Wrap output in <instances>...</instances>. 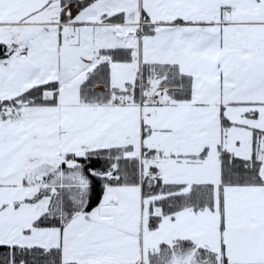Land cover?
Segmentation results:
<instances>
[{"label": "snow or ice", "instance_id": "snow-or-ice-1", "mask_svg": "<svg viewBox=\"0 0 264 264\" xmlns=\"http://www.w3.org/2000/svg\"><path fill=\"white\" fill-rule=\"evenodd\" d=\"M0 264H264V0H0Z\"/></svg>", "mask_w": 264, "mask_h": 264}]
</instances>
